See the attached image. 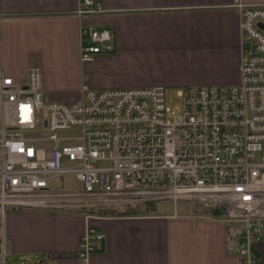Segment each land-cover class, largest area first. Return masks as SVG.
<instances>
[{"label": "built area", "instance_id": "2783aa9c", "mask_svg": "<svg viewBox=\"0 0 264 264\" xmlns=\"http://www.w3.org/2000/svg\"><path fill=\"white\" fill-rule=\"evenodd\" d=\"M78 15L102 11L99 0H76ZM239 80L176 88L163 85L81 86L74 102L44 101L42 74L24 80L0 71V223L11 208L89 209L157 200L201 202L219 220L241 225L238 252L256 261L264 239V5L240 9ZM80 61L112 50L103 27H80ZM73 174L77 191L48 181ZM104 233L88 228L77 255L102 248ZM4 236L0 264H7Z\"/></svg>", "mask_w": 264, "mask_h": 264}, {"label": "crops", "instance_id": "0c3cea01", "mask_svg": "<svg viewBox=\"0 0 264 264\" xmlns=\"http://www.w3.org/2000/svg\"><path fill=\"white\" fill-rule=\"evenodd\" d=\"M102 11L78 15L76 0H0V71L17 80L37 66L46 100L74 102L90 88L236 83L240 9L264 0H99ZM103 27L112 50L80 61V27ZM190 203V202H189ZM186 207H188L186 209ZM193 204L182 210L99 214L11 208L1 227L10 264H244L241 225ZM1 226V224H0ZM88 228L102 248L77 255ZM264 264V239L255 243Z\"/></svg>", "mask_w": 264, "mask_h": 264}, {"label": "rangeland", "instance_id": "374dc122", "mask_svg": "<svg viewBox=\"0 0 264 264\" xmlns=\"http://www.w3.org/2000/svg\"><path fill=\"white\" fill-rule=\"evenodd\" d=\"M176 88H167V102L170 105H176L177 104V99H176ZM46 101V99H44ZM59 101V100H58ZM67 102V101H63ZM70 103V102H67ZM49 188L54 191H77L81 189V181L76 178L75 175L73 174H65L62 177H54L48 181ZM151 205L153 204L154 206L157 207V209L161 211H169V210H174V201L172 200H157L154 202H149ZM176 203L178 204V209L183 210L185 208V205H196L198 206L195 202H190L187 200H177ZM149 204V205H150ZM94 208V207H93ZM188 207H186L187 209ZM70 210L73 211H80L82 209L79 208H71ZM1 224V223H0ZM0 233H1V226H0ZM1 237V235H0ZM1 242V238H0ZM12 256L10 253L7 252V259L6 262L7 264H10L12 261Z\"/></svg>", "mask_w": 264, "mask_h": 264}, {"label": "trees", "instance_id": "16d2710c", "mask_svg": "<svg viewBox=\"0 0 264 264\" xmlns=\"http://www.w3.org/2000/svg\"><path fill=\"white\" fill-rule=\"evenodd\" d=\"M149 202H154V201H148L144 203H138L135 205H130V206H124V207H112V208H89V209H82L80 211L84 212H90V213H99V214H127V213H142L144 210H148L153 208V204L151 205ZM198 206L195 205L198 209H203L207 210L208 212L215 214V215H220L222 214V210L216 207H213L209 204L206 203H201V202H195ZM150 204V205H149ZM256 261L254 264H258V259L257 256L255 255Z\"/></svg>", "mask_w": 264, "mask_h": 264}, {"label": "water", "instance_id": "95a60500", "mask_svg": "<svg viewBox=\"0 0 264 264\" xmlns=\"http://www.w3.org/2000/svg\"><path fill=\"white\" fill-rule=\"evenodd\" d=\"M258 26L264 29V24L263 23H258Z\"/></svg>", "mask_w": 264, "mask_h": 264}]
</instances>
